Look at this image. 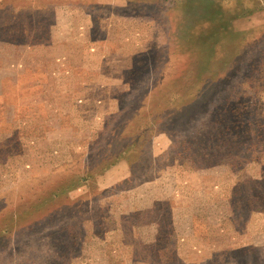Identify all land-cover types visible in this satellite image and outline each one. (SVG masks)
<instances>
[{
    "label": "rangeland",
    "instance_id": "rangeland-1",
    "mask_svg": "<svg viewBox=\"0 0 264 264\" xmlns=\"http://www.w3.org/2000/svg\"><path fill=\"white\" fill-rule=\"evenodd\" d=\"M26 1L0 6V216L59 175L88 181L0 264H264V0H221L238 18L186 65L178 0ZM131 117L135 172L93 175Z\"/></svg>",
    "mask_w": 264,
    "mask_h": 264
},
{
    "label": "trees",
    "instance_id": "trees-1",
    "mask_svg": "<svg viewBox=\"0 0 264 264\" xmlns=\"http://www.w3.org/2000/svg\"><path fill=\"white\" fill-rule=\"evenodd\" d=\"M15 1L16 0H0V6H10L15 4ZM65 1L67 2L69 0H60V2ZM132 1L138 2V0ZM252 1L261 2L260 0ZM176 3L177 7L173 8V13L179 18L177 25L174 27L176 31L170 35L171 47L182 57V64L184 65H186L185 62L189 61V59L198 60L201 54L210 57L219 42L218 40L222 32L227 30L231 26V22L238 18V15L234 14L232 11L231 3L225 1V4H223L221 0H178ZM236 4L239 3L237 2ZM197 6H200L201 9L198 10L195 8ZM193 8H195L194 11H192ZM227 15L231 16L229 21L226 22L224 16ZM204 93L206 92L196 95L190 102L185 101L183 105L180 104V107L177 106L178 108L175 111H171V113H176L174 115H178L177 120L189 119L192 117L189 108H192L193 104H195ZM171 105V103L167 104L166 110H169V106L171 109ZM134 118L135 117H131L123 120L122 123L124 124V128H121V130L112 129L107 133V141H109V139L111 140L109 143L113 145V140L116 139V141H120L123 144H119V149L109 152L105 157L101 156L97 158L98 161L96 165L90 169L91 173L94 172L93 175H102L120 161L130 162V169L133 173L135 172V169H132V165H134L137 160L133 161L135 159L131 158L130 152H132V149L136 146L140 148L138 158L139 155L141 156V154H143V150L145 151V146L147 144V132L140 131L134 136L125 134V129L133 122ZM142 139L143 145L140 144ZM111 144L109 147H111ZM141 146L143 148H141ZM78 177L75 173L59 175L50 181L47 187L48 189H37V191L33 189L31 194L22 195L12 207L3 210L0 216V249L4 247L2 245L6 243L7 240L9 242L11 239L32 230L36 225H41L44 221L51 219L56 213L61 211V209L56 208V206L59 200L64 196V186L70 182V185L73 186L78 182L74 187L76 189L85 185L88 181L86 176ZM89 177L91 179L93 176ZM70 193L71 192L68 194L66 193V196H69ZM258 199L264 202V197ZM261 211H264V209Z\"/></svg>",
    "mask_w": 264,
    "mask_h": 264
}]
</instances>
